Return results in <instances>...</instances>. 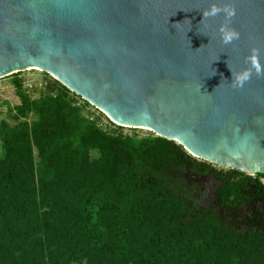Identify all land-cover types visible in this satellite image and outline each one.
I'll return each mask as SVG.
<instances>
[{
	"label": "trees",
	"instance_id": "trees-1",
	"mask_svg": "<svg viewBox=\"0 0 264 264\" xmlns=\"http://www.w3.org/2000/svg\"><path fill=\"white\" fill-rule=\"evenodd\" d=\"M23 73L0 113V264H264V174L124 132Z\"/></svg>",
	"mask_w": 264,
	"mask_h": 264
},
{
	"label": "water",
	"instance_id": "water-1",
	"mask_svg": "<svg viewBox=\"0 0 264 264\" xmlns=\"http://www.w3.org/2000/svg\"><path fill=\"white\" fill-rule=\"evenodd\" d=\"M212 5L235 10L227 27L238 40L222 43L226 14L205 17ZM253 48L260 75L246 62ZM26 70L117 126L264 174V0H0V79Z\"/></svg>",
	"mask_w": 264,
	"mask_h": 264
},
{
	"label": "clouds",
	"instance_id": "clouds-1",
	"mask_svg": "<svg viewBox=\"0 0 264 264\" xmlns=\"http://www.w3.org/2000/svg\"><path fill=\"white\" fill-rule=\"evenodd\" d=\"M224 12L225 15V22L220 25L219 27V32L221 34V40L223 44H231L233 40H238L239 39V33L233 29H230L227 27V25L230 23L231 18L235 16V10L231 8H220L215 5H212L209 11L204 12L205 17H215L218 13ZM252 55L246 58V62L250 61L252 68L255 69L257 75H260L262 70L260 63L257 59L259 50L258 49H251ZM230 70V69H229ZM251 76V70H244L239 74L235 75V86L240 87L243 85L244 81L249 79Z\"/></svg>",
	"mask_w": 264,
	"mask_h": 264
},
{
	"label": "rangeland",
	"instance_id": "rangeland-1",
	"mask_svg": "<svg viewBox=\"0 0 264 264\" xmlns=\"http://www.w3.org/2000/svg\"><path fill=\"white\" fill-rule=\"evenodd\" d=\"M25 73L22 74L23 77L29 79L33 78L34 76L39 75V71L34 70H26ZM5 103H8L11 107L18 104L19 101L14 93V89L12 88L10 84V78H3L0 79V113L2 117L6 116V105ZM124 128V127H123ZM124 132H130L129 128H124ZM141 130V134L146 135L147 130L139 129ZM264 183V180L262 181Z\"/></svg>",
	"mask_w": 264,
	"mask_h": 264
}]
</instances>
